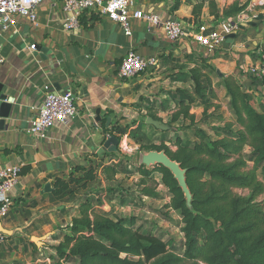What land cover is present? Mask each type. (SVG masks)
<instances>
[{
	"label": "crops",
	"instance_id": "1",
	"mask_svg": "<svg viewBox=\"0 0 264 264\" xmlns=\"http://www.w3.org/2000/svg\"><path fill=\"white\" fill-rule=\"evenodd\" d=\"M136 1L161 18L175 15L184 20L189 36L171 44L161 27L149 29L142 21H134L128 35L107 17L96 16L98 20L91 22L89 19L96 14L89 11L83 14L89 20L88 26L67 30L65 23L71 14L64 11L61 2L41 4L36 23L18 16L9 29L0 26V84L2 93L12 101L10 118L3 119L0 125V168L18 165L21 171H27L6 193L13 205L1 222L13 235L0 245V264L78 262L60 260L55 247L69 232L72 220L79 216L81 201L57 205L54 199H60L52 195L54 182L57 178L67 179L72 173L79 175V167L89 168L92 161L101 159L107 136L121 137L113 131L116 124L139 126L149 112L161 119L166 117L167 107L182 100L180 93L185 86L194 87L187 72L202 64L201 58L213 69L206 70L216 94L211 109L218 114L226 110L225 118L217 122L220 126L236 123L223 84L225 78L235 77L245 91L254 94L257 109L264 100V85L248 72L251 65L260 62V53H264V0H214L221 12L236 1L248 3L244 19L238 15L229 20L216 19L211 14V0H179L177 10L176 0ZM200 3H204L201 33L221 28L224 21L231 25L225 42L214 51L202 47L193 36L199 32L192 29L189 20ZM32 45H36L35 50ZM130 51L138 52L146 60L155 59L156 67L131 80L122 78L120 67ZM186 62L188 69L176 66ZM49 91L71 93L78 115L66 125L56 123L44 136H35L28 129ZM202 111L205 109H194L197 123L201 122L197 116ZM47 185L51 192L45 191ZM61 218L67 220L65 229H50ZM43 224L45 231L41 233L42 229L36 228ZM32 237L47 238L39 247Z\"/></svg>",
	"mask_w": 264,
	"mask_h": 264
},
{
	"label": "trees",
	"instance_id": "2",
	"mask_svg": "<svg viewBox=\"0 0 264 264\" xmlns=\"http://www.w3.org/2000/svg\"><path fill=\"white\" fill-rule=\"evenodd\" d=\"M176 3L177 10L179 0ZM247 4L236 1L221 12L216 1L211 0L209 8L216 19L229 20L244 12ZM203 7L204 3L196 5L193 18L189 20L197 32L201 28ZM83 14L80 25L88 26L89 20H98L97 14L89 20ZM201 63L189 70L188 78L194 83L195 96L208 112L216 94L206 70L213 69L202 58ZM223 84L236 123H227L225 130L218 129L216 139H211L199 126L195 129L198 141L193 145L178 140L176 150L166 144L146 148L148 152L165 151L186 170L191 204L169 169L162 165L154 169L144 165L139 168L144 196H158L157 189L149 187L148 183L156 182L153 179L155 173L162 176V184L171 195L166 208L178 212L183 224V254L176 253L171 248L172 242L158 234H146L140 227L135 228L134 219L126 225L123 219L117 221L95 211L93 201L87 199L81 201L79 216L72 220L69 232L55 247L60 260H77L79 264H264V207L257 202L264 194V182L258 175L260 168L264 171V100L257 109L254 94L245 91L233 76L225 78ZM196 102L197 99L189 95L180 100L171 123L186 120L194 125L196 115L191 111ZM148 116L162 121L153 112ZM113 131L120 133L121 137L126 134L118 124ZM248 148L254 161L251 169L245 156ZM77 170L80 175L72 173L67 179H56L54 197L64 203L71 202L66 198L73 194V186L86 189L98 178L94 168L79 167ZM104 172L108 181L114 180L119 173L115 166L105 167ZM25 173L27 171H21V175ZM236 190L246 191L248 195H239Z\"/></svg>",
	"mask_w": 264,
	"mask_h": 264
},
{
	"label": "rangeland",
	"instance_id": "3",
	"mask_svg": "<svg viewBox=\"0 0 264 264\" xmlns=\"http://www.w3.org/2000/svg\"><path fill=\"white\" fill-rule=\"evenodd\" d=\"M176 66L179 69H188L190 67L188 62L177 64ZM184 81L188 82V79L185 78ZM173 92L176 93V91ZM180 94L181 99H186L188 95L197 99L191 113L195 114V107L204 108L203 105L201 106V101L194 94V87L187 85L184 92ZM176 96L178 95L176 94ZM178 101H175L174 106L167 107V116L162 118V121L169 126L167 132H162L152 126H148L145 118L142 120V124L136 125V127L132 126L134 123L128 125L122 124V129L125 130L126 135H129L131 141L126 138V135L120 137V146L116 152H105L101 159L92 161L89 168L95 169L98 176L97 180L89 184L86 189L73 186V194L68 195L66 199H69L71 202H75L77 199L79 201L89 199L93 201L95 211L106 214L117 221L123 219L126 225H129L130 221L134 219L135 228L140 227L143 233H155L162 239L172 242L171 248L176 253L182 255L184 252V235L181 232L183 224L180 214L166 208V204L170 202L171 195L169 190L162 184V176L160 174L155 173L153 175V179H155L157 185L154 182L148 183L149 187L157 189L158 196L148 199L143 195L144 186L141 185V174L139 172V168L143 165L142 158L149 153L146 148L152 145L166 144L173 150H176L175 145L178 140H181L184 144L193 145L198 141L195 137V129L201 125L202 128H207L211 139H216L218 131L225 130L224 126H220L217 122L221 118H225L226 110L220 112L221 114H218V111H212V109L208 110V112L202 111L197 116L201 122H195L194 125L186 120H180L173 124L171 120L173 114L178 110ZM163 110L165 109L163 108ZM138 141L139 143H137ZM245 156L248 160V168H253L254 161L249 148L245 150ZM107 166H115L117 168L119 173L114 180H106L104 168ZM155 167L150 166L148 168L154 169ZM258 175L264 182V171L261 168L258 170ZM236 193L248 195V192L242 190H236ZM54 202L57 205L63 203L62 200L57 199H54ZM257 202H260L264 207V194L257 199ZM68 218H71V214L68 215ZM66 221L64 218H61V220L52 224L50 229L54 231L63 230L62 227ZM43 226L45 225L43 224L36 229L40 230ZM44 231L42 229L41 233H44Z\"/></svg>",
	"mask_w": 264,
	"mask_h": 264
},
{
	"label": "built area",
	"instance_id": "4",
	"mask_svg": "<svg viewBox=\"0 0 264 264\" xmlns=\"http://www.w3.org/2000/svg\"><path fill=\"white\" fill-rule=\"evenodd\" d=\"M61 2L65 12L71 17L66 21L65 28L74 30L80 28V17L89 11L101 17H107L118 24L130 35L134 21L148 24L149 29L161 27L166 40L176 44L189 36L184 20L172 15L161 18L156 12L147 11L138 5L136 0H0V26L5 30L15 25L18 16L25 17L32 22L37 21V9L43 3L54 4ZM245 18V11L239 14ZM239 24V23H238ZM231 25L224 21L221 28L210 30L207 34L201 33L200 28L194 39L209 51L219 48L230 33ZM31 49L35 50L36 45ZM260 62L251 65L248 72L255 80L264 85V53H260ZM157 61L153 58L145 59L136 51H130L120 67V76L124 79H133L149 68L156 67ZM78 115V108L71 93L49 91L44 98L43 105L33 117L28 132L35 136H44L56 123L68 124ZM111 136L108 135L107 139ZM21 167L18 165L0 168V221L9 213L13 201L6 193L20 181ZM8 236L0 232V245H3Z\"/></svg>",
	"mask_w": 264,
	"mask_h": 264
},
{
	"label": "water",
	"instance_id": "5",
	"mask_svg": "<svg viewBox=\"0 0 264 264\" xmlns=\"http://www.w3.org/2000/svg\"><path fill=\"white\" fill-rule=\"evenodd\" d=\"M2 89H3V85L0 84V125H2L3 119L10 118V113L12 111V101L7 95L2 93ZM97 113L99 115V112ZM146 124L162 132H167L169 130V126H167L163 121L156 120L152 117L147 118ZM119 146H120V138L117 136H112L109 139H107L106 142L104 143L101 153L116 152ZM142 162L143 165L147 167L162 165L167 169H169L171 173L174 175L175 179L178 181L179 187L183 190L188 204H191L192 194L187 184L186 170L182 168L180 163L172 160V158H170L164 151L162 152L151 151L143 156ZM45 191L51 192L50 185L46 186ZM0 232L6 234L8 237L13 235V231L6 229L1 221H0ZM46 238L47 237H32V241L35 244H37L39 247H41L43 241Z\"/></svg>",
	"mask_w": 264,
	"mask_h": 264
}]
</instances>
